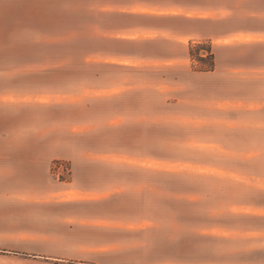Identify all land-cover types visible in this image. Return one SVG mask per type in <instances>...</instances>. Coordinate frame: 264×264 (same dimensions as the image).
<instances>
[{
    "label": "crops",
    "instance_id": "obj_1",
    "mask_svg": "<svg viewBox=\"0 0 264 264\" xmlns=\"http://www.w3.org/2000/svg\"><path fill=\"white\" fill-rule=\"evenodd\" d=\"M145 15L156 22L123 19ZM199 43L211 45L212 69L192 68L191 47ZM121 68L180 70L183 76L165 83L184 85V118L196 122L187 131L204 144L198 158L175 160V154L160 152L156 119L134 147L125 143V133H140L141 125L112 120L104 131L116 132V146L84 156L102 167L104 178L87 186L74 173L69 180L55 178L52 159H75L76 136L89 132L77 130L78 78L103 84L94 80L99 73ZM111 95L104 100L120 97ZM159 129L170 131L167 125ZM244 143L264 148V0H0V264L6 258L27 261L33 206L64 208L68 214L59 217L72 218L64 225L72 230L77 203L105 206L103 215L92 213L94 220L156 212L158 197L167 192H156V170L143 164L221 166L234 163L218 159L234 158ZM151 178L154 192L131 189L136 179L150 184ZM224 181L198 173V197L211 199Z\"/></svg>",
    "mask_w": 264,
    "mask_h": 264
},
{
    "label": "rangeland",
    "instance_id": "obj_2",
    "mask_svg": "<svg viewBox=\"0 0 264 264\" xmlns=\"http://www.w3.org/2000/svg\"><path fill=\"white\" fill-rule=\"evenodd\" d=\"M200 52L208 54L204 48ZM195 62L199 64L193 59V69ZM178 76L183 75L174 68H121L99 73L94 80L103 84H84L89 79L78 78L77 130L86 128L89 132L76 136V156L71 162L58 156L52 159V175L69 180L74 173L82 186L89 185L92 178L100 182L104 178L102 167L90 164L84 156L96 148L116 146V132L104 131L112 120L141 125L140 133H125L130 136L125 143H134V147L147 135L144 126L156 119L158 150L175 154V160H196L197 147L204 144L197 142L195 132L187 131L196 127V122L188 124L184 118V85L165 83ZM120 80L126 83H112ZM110 94L120 96V100H104ZM117 106L121 108L119 116ZM161 125L170 131L159 129ZM254 145L259 147L260 143ZM238 146L234 158L218 159L234 163L221 166L160 161L143 164L156 170V192H167V197H158L156 212L123 214L129 220H94L93 212L103 215L105 206L77 203L76 212H70L77 216V227L72 230L64 225L73 219L59 217L68 214L64 208L33 206L27 261L6 258L4 264H264V148H247L246 143ZM131 159L125 158L139 160ZM198 173L224 179L222 192L211 199L198 197ZM151 180L148 184L136 179L131 189L148 192L151 187L154 192Z\"/></svg>",
    "mask_w": 264,
    "mask_h": 264
},
{
    "label": "trees",
    "instance_id": "obj_3",
    "mask_svg": "<svg viewBox=\"0 0 264 264\" xmlns=\"http://www.w3.org/2000/svg\"><path fill=\"white\" fill-rule=\"evenodd\" d=\"M205 49L208 54L204 56L201 54L200 50ZM191 54L194 61H198L199 64L194 63L196 69H212L214 67V54L212 52V47L210 44L204 43L196 44L191 47ZM196 64V65H195Z\"/></svg>",
    "mask_w": 264,
    "mask_h": 264
},
{
    "label": "snow or ice",
    "instance_id": "obj_4",
    "mask_svg": "<svg viewBox=\"0 0 264 264\" xmlns=\"http://www.w3.org/2000/svg\"><path fill=\"white\" fill-rule=\"evenodd\" d=\"M123 19L134 21V22H139V23H143V24H152V23L156 22L153 19V17H151L149 15H145V16H141V17H126V18H123Z\"/></svg>",
    "mask_w": 264,
    "mask_h": 264
}]
</instances>
